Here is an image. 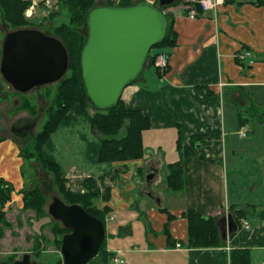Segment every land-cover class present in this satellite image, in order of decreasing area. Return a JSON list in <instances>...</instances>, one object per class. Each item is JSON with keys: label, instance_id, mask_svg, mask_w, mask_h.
<instances>
[{"label": "crops", "instance_id": "obj_1", "mask_svg": "<svg viewBox=\"0 0 264 264\" xmlns=\"http://www.w3.org/2000/svg\"><path fill=\"white\" fill-rule=\"evenodd\" d=\"M225 1L216 17L213 12L206 11L194 19L188 18L184 3L167 8L174 19L173 29L176 33V43L167 53L168 66L164 71H156L154 66L144 68L150 69L154 75L151 83L141 84L140 77L137 83L127 87L121 95V100L128 108H138L149 117L150 131L162 130L159 134L163 136L168 131L175 139L179 131L182 136L181 145L185 146L190 136L205 137L204 143L201 140L191 156L182 157L184 187L180 193L170 192L165 185L167 166L180 159L176 146L175 158L172 153L166 154L158 144L154 147L147 146L144 157L137 160L139 164L134 168L127 161L102 164L96 162L99 141L92 148L96 164L92 162V168H86L84 161L78 165L76 148L87 150L89 147L85 134L69 133L71 139L68 136L65 140V149L73 147L75 150L70 159H48L44 151L47 147L42 150L45 158L59 164L64 176L77 173L83 178H96L119 168L121 164L126 168L124 173H120L117 182H110V199L107 202L112 210L109 219L117 224L116 228L110 226L108 230L111 234L122 232L128 239V247L124 250L117 246L111 248L107 244V251L124 259L125 264H230L223 251L225 246L216 249H186L187 224L182 213L191 208L206 218L220 219L230 213L231 205L245 208L246 214L239 220L237 232L225 244L232 250L249 249L251 264H264V144L247 138L257 129L264 131L262 127H258L261 121L257 120L264 110L260 106L261 98L258 94V91L264 89V0ZM33 11L34 8L32 13ZM244 50L251 53L252 64L248 60L237 63V55ZM5 89L0 78L1 98L5 95ZM233 106L236 107L234 112ZM232 113L237 118L240 114L241 118L240 123L237 121L239 130L233 129L234 133H245L247 138L239 144H227L231 134L228 135L225 130L232 126L230 121L227 123ZM246 113L257 122L250 129L251 132L242 130L248 121L244 117ZM88 122L85 113L74 109L66 115L57 130L69 129L78 123L88 124L90 127ZM90 130L92 131L91 128ZM11 138L0 142V178L9 181L14 188L12 201L4 209L7 211L5 217L12 225L3 229L0 260L14 255V250L17 249L14 245L21 242L19 235L14 233V222L9 220V216L13 215L18 223L20 212H28L29 216H33L30 222L35 221L34 225L49 218L37 219L33 212L21 210L20 190L27 186L23 178L25 165L18 152V144L22 146L21 143ZM238 151L244 155L236 167L233 164L239 157ZM150 168L158 169V173L149 187L145 184L144 177ZM162 172L165 173L164 179ZM229 172L240 175L236 178L230 176ZM161 184L164 185L163 189L158 190ZM147 191L158 196L162 203L160 208H166L174 216L169 222L170 237L181 245L180 249L176 248V244L168 249L166 237L161 233L168 216L158 211L143 194ZM134 205H137L138 210L133 208ZM135 214H139V217ZM134 215L142 220V224L135 228L128 222L135 218L132 217ZM244 222L250 225L248 230L243 229ZM146 229H151V232H145ZM27 249L29 252L31 247ZM125 251L127 258L123 254Z\"/></svg>", "mask_w": 264, "mask_h": 264}, {"label": "trees", "instance_id": "obj_2", "mask_svg": "<svg viewBox=\"0 0 264 264\" xmlns=\"http://www.w3.org/2000/svg\"><path fill=\"white\" fill-rule=\"evenodd\" d=\"M140 0H56L55 11L51 10L46 17L39 18L37 23L32 19V16L26 17V11L31 7L32 0H0V25L5 27V32L16 30L25 27H42L45 20H56L60 16L61 10L65 9L68 12L69 20L67 23H60L51 28V34L59 39L67 50L69 58V67L66 75L55 86V91L50 99V105L45 110L46 121L42 124L40 131L31 138V142L20 146L19 157L23 164L29 165L36 162L39 168L45 173L53 177L55 189L61 195L63 202L67 205L79 204L87 213L101 220L104 226L107 217L111 216L112 210L107 205L110 199L111 188L104 185V181L108 178L111 182L118 179L120 173H124L126 168L124 166L114 168L113 170L101 174L99 177H86L79 184V189H74L69 185V180L64 176L61 167L58 163L45 158L43 148L47 145L49 137L57 130L60 123L64 120L66 115L74 110L80 109L88 118V123L92 131L99 134L100 148L97 155L98 163H127L142 159L145 155V132L151 129V121L149 117L145 116L140 110L128 108L120 99L117 106L110 111L100 112L91 110L84 92V87L80 72V52L82 45L85 42V36L81 34V28L84 24L86 13L98 5L99 3L115 6H129L137 3ZM184 0H176L170 6H177L183 3ZM225 1V0H224ZM154 3H157L155 0ZM226 3V1H225ZM39 6L44 7L41 2ZM162 7L168 15V28L166 36L159 45L154 46L149 55L146 67L154 66L157 55L166 52L175 45L176 33L174 31V19L167 8ZM187 12V11H186ZM202 11L197 7V14ZM40 29V28H39ZM247 51V50H244ZM243 53V52H242ZM242 53L237 55V63H241ZM1 56V49H0ZM155 69V67L153 68ZM157 71V69H156ZM49 95V91H46ZM44 94V96H46ZM1 96V94H0ZM85 97V98H84ZM20 109L27 110L31 115H36V106L31 100L23 99ZM93 111L90 113L89 111ZM238 121L241 118L238 114ZM176 148L179 153V160L169 164L166 168L167 175L165 177V185L167 190L176 193L181 192L184 187V171L182 167V157L191 156L196 147L202 140L204 143L205 137L201 135L190 136L186 146L182 144V136L177 131ZM10 138V137H9ZM8 137L0 136V142ZM12 139V138H11ZM14 140V139H13ZM15 141V140H14ZM37 185L32 189L22 188L20 190L22 200V211H32L37 219L47 217L48 213L45 210V197ZM13 185L0 178V239L3 237V229L11 227V223L6 219L5 206L12 201ZM97 200L103 202L102 206L98 207L95 202ZM133 208L138 210L137 205ZM166 208H158V211L168 216L162 234L165 235L167 247L172 248L177 243L170 237L169 222L174 219ZM229 212L234 217V221L239 224V220L243 219L246 214L245 208L239 206H230ZM141 216L144 214L141 212ZM182 217L187 224V237L185 247L186 249H216L225 246V243L220 238V232L215 221L217 218L204 217L197 211L188 208L182 213ZM106 227V226H105ZM54 235L52 240L60 251L61 238L65 233L70 232L65 228H61L58 222L51 227ZM151 232V229H146L145 232ZM116 234L123 235L122 232ZM45 238L39 234L34 239L33 254L35 257H41L44 251ZM127 258V254L124 255ZM115 257L114 252L107 251V240L101 245L97 255L88 264H110ZM251 254L249 249L236 248L230 253V264H251ZM15 257L8 255L7 262L12 263ZM53 264H63L61 256L57 257Z\"/></svg>", "mask_w": 264, "mask_h": 264}, {"label": "water", "instance_id": "obj_3", "mask_svg": "<svg viewBox=\"0 0 264 264\" xmlns=\"http://www.w3.org/2000/svg\"><path fill=\"white\" fill-rule=\"evenodd\" d=\"M176 0H140L129 6L99 3L90 9L81 34L85 42L80 52V72L86 100L94 111L115 108L124 90L137 83L146 68L151 49L164 40L168 15L162 7ZM0 75L15 92L26 94L34 88L58 83L69 67L67 50L52 35L34 28H19L5 33L1 43ZM84 97V98H85ZM32 119L22 118L11 125V132L26 137L35 127ZM158 169L150 168L144 177L153 184ZM160 208L161 199L152 191L143 193ZM47 213L63 228L70 230L62 236L60 256L63 264H88L106 240L104 223L87 213L79 204L67 205L54 197ZM231 213L216 222L223 242L236 233L238 223ZM29 253L12 263L35 264Z\"/></svg>", "mask_w": 264, "mask_h": 264}, {"label": "rangeland", "instance_id": "obj_4", "mask_svg": "<svg viewBox=\"0 0 264 264\" xmlns=\"http://www.w3.org/2000/svg\"><path fill=\"white\" fill-rule=\"evenodd\" d=\"M99 1L101 0H97V2ZM41 2L43 3L44 7L39 6ZM56 7H57L56 0H36V6L34 8L33 13H32V9L30 8L28 12L31 13V15H33L32 19L35 20L34 21L35 23H37L39 18L43 19V17H46L51 10L53 11H55V9L57 10ZM29 13H28V16L26 15L27 17L31 16L29 15ZM68 20H69L68 12L65 9H63L61 10L60 16H58L56 20H52V21L45 20L42 27H38V28L34 27V29L40 30L48 34V32H51V28L53 26L58 25L60 23H67ZM28 28H33V27H28ZM4 36H5V27L0 25V47H1V43H2ZM141 77H142V80L139 82L144 85V84H150L151 83L150 81L152 80L154 75L150 69H145ZM0 78L2 79L1 76ZM2 83H4L3 79H2ZM56 84L57 83L42 86L39 88H34L31 91L27 92L26 94H20V93L15 92L12 88H10L8 84L4 83L6 89L3 91L5 95L2 98L0 97V136L8 137V138L12 137V139H14L15 141H18V143H21V145H25L28 142H31L32 140L31 138H33L40 131V129L43 126L42 124H44V122L46 121L45 110L47 106L50 105L49 98L52 97V94L55 91ZM46 91L50 92L49 95H46L47 94ZM44 94L46 96H44ZM258 94L260 95V98H261L260 106L264 108V89L260 92L258 91ZM24 98H26L27 100H31L32 103L36 106V109H37L36 115H31L30 113H28L27 110L20 109V105L22 104V101ZM226 110L227 109L225 107V111ZM234 111H236L235 106L232 107V112ZM92 112L93 111L90 110V113ZM249 116L250 115L248 113L245 114L244 117L248 118V121L245 123V126H243L242 130L251 132L252 130L250 129H252L253 126L255 127L257 122H255L256 121L255 118L252 119ZM259 116H260V119L259 117H257V120L261 121V124L260 126L258 125V127H262L261 129H264V110H263V114ZM20 118H28L36 122V124L34 125L35 127L28 133L26 137H23L22 139L18 136H15L11 132V129H10L11 128L10 125H12L14 122H16ZM229 121L231 122L232 126L229 128L227 127L225 130L228 135L231 134L229 135V141H227L228 142L227 144L229 143L239 144V143H242L241 141H246L247 138H253L255 141L264 144V131L262 132L257 129L256 131H253L252 135H249L246 138V135L241 136L238 134V132L234 133V130H237V131L239 130V124L237 122L238 118L235 115V113H232L231 119L229 118L227 119V123ZM70 128L69 129L60 128L57 130V133L55 135L50 137V141L46 145L47 148H45L44 150L46 157H48V159L50 158L56 161H59V159L61 160L70 159V156L75 154V150H73V147L65 149V144H66L65 140L68 138V136L71 139L70 134H74V133L85 134V140L87 141L89 147L87 148V150L84 148H76L78 152L76 163H78V165H81V163L84 161L83 164L86 168H92L93 167L92 162L96 164L95 162L96 158L94 157L92 153L93 151L92 148L94 146V143L98 144V141L100 143L99 138H101V136H99V134L92 132L88 124L78 123V125H72V127L70 126ZM230 129L231 130L234 129V130L230 132L231 131ZM161 132L162 130H160L159 132H157V130H154V131L149 130L144 133L145 134V146H144L145 150L147 146L154 147L158 144L161 146L162 150L166 154L172 153V157L175 158L177 156V154L174 152V146L176 143L175 137H173L174 138L173 139L172 138L173 135H171V133H168V131L164 132L165 133L164 136L163 134H159ZM82 137L84 138V135ZM238 153H240L238 155L239 157L236 160H234V164L232 163L236 167L238 166V162H240L239 160H241L242 156L244 155V153L242 154L240 151H238ZM139 161H132L129 163V165H131V167L134 168V166L139 164ZM247 163H251V162L247 161ZM119 166L123 167L122 164ZM239 172H240V169H239ZM239 175L240 173H237V172L230 173V176H233L236 178L239 177ZM66 176L69 177L68 178L69 185L72 186L74 189H79V186L77 184L86 178V177L84 178L80 177L77 173H71ZM120 176L121 175H119V177ZM161 176L164 179L165 173L162 172ZM23 178L25 181L24 183L27 184L26 186L27 189H32L34 186H37V185L41 188L40 190L42 191L45 197V200H46V202H44L45 203L44 207H46L45 209L46 212H47V206L50 204V202L53 200L54 197H59L62 199L61 195L58 193V190L55 189L56 186L54 184L53 177H51L50 174L42 171L41 168H39L38 164H36V162H32L30 166L25 164L24 170H23ZM245 179H247V177H245ZM110 182L111 181L107 178L104 181V185L109 186ZM163 186L164 185L161 184L158 190L163 189ZM95 204L98 207L102 206V202L99 200H97ZM29 215L30 213L28 212H25V213L20 212L18 216L19 217L18 223L15 222L13 215L12 217L9 216V220L14 222V227H13L14 233L18 234L19 237L21 238L20 244L18 243L14 245L16 246L17 249L14 250L15 254L14 255L11 254V256L15 257L14 260H19L21 259L22 257L21 255H23V253H29L28 255H30L31 261L34 262L35 264H53L54 260L60 256L59 254L60 252L59 250H57L54 242L52 241L54 240V235L52 233L51 227H53L54 223L58 221H55L52 217L47 216L49 218H47L44 222H37V224L34 225L35 221L34 223L30 222V220L33 219V216H29ZM135 215L132 217H135ZM137 216L139 217V214ZM34 218H37V217L34 215ZM109 218L110 216L107 217L108 221H106V224H105L106 230L108 231L107 238H106L107 244L111 248H115V246H117V248L124 250L126 247H128L127 246L128 239L124 237V235L110 233V231L108 230L110 229L109 227L113 226L111 228H116L117 224H115L116 222L111 221ZM128 222H131L132 223L131 225H133L134 228L136 227V225H139L140 223L142 224V220L137 219L136 217L130 219V221ZM58 223L60 224V222ZM60 226L61 228H63L61 224ZM161 233H162V230H161ZM39 234L43 235V237L45 238L44 251L42 252V254H40L42 255L41 257H35L34 255H32L33 254L32 249L34 245L33 241ZM30 247L31 249L28 252L27 248H30ZM125 253L126 251L123 254ZM0 261L7 262V258L3 257ZM110 264H114V263L111 262Z\"/></svg>", "mask_w": 264, "mask_h": 264}, {"label": "built area", "instance_id": "obj_5", "mask_svg": "<svg viewBox=\"0 0 264 264\" xmlns=\"http://www.w3.org/2000/svg\"><path fill=\"white\" fill-rule=\"evenodd\" d=\"M36 4V0H33V6H31L30 9L34 8V5ZM224 4L223 0H185L183 7L185 8L186 16L188 18L194 19L197 17V7L201 9V11L206 12V11H211L213 12L212 14L215 15L216 13L219 12L220 6ZM33 10V9H32ZM27 11V15H28ZM30 15V14H29ZM251 53L248 51H243L242 55L240 56L241 59H251ZM169 62V55H167L166 52H163L159 55H157V59L155 61V69H158L159 71H164L166 67L168 66ZM253 61L250 60L249 64H252ZM242 136L245 135V133L241 134ZM243 229L248 230L250 228V225L247 222H244L242 225ZM176 248L180 249L181 245L176 244ZM223 251L225 252L227 256V260L230 263V253L232 251L231 247L229 245H226L225 248H223ZM114 264H125V260L119 258V256L114 257L113 261Z\"/></svg>", "mask_w": 264, "mask_h": 264}, {"label": "flooded vegetation", "instance_id": "obj_6", "mask_svg": "<svg viewBox=\"0 0 264 264\" xmlns=\"http://www.w3.org/2000/svg\"><path fill=\"white\" fill-rule=\"evenodd\" d=\"M20 119H22V118H20ZM18 120H19V119H18ZM12 125H13V124H12ZM10 126H11V125H10ZM20 138H21V137H20ZM22 138H23V137H22ZM22 138H21V139H22Z\"/></svg>", "mask_w": 264, "mask_h": 264}]
</instances>
